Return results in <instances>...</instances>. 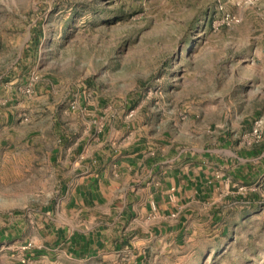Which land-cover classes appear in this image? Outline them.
I'll use <instances>...</instances> for the list:
<instances>
[{"label":"rangeland","instance_id":"rangeland-1","mask_svg":"<svg viewBox=\"0 0 264 264\" xmlns=\"http://www.w3.org/2000/svg\"><path fill=\"white\" fill-rule=\"evenodd\" d=\"M77 96L111 121L123 108L227 136L254 174L237 176L190 264H264V0H0V220L53 188L22 155L38 129L55 143ZM48 102L49 118L28 111Z\"/></svg>","mask_w":264,"mask_h":264},{"label":"crops","instance_id":"crops-1","mask_svg":"<svg viewBox=\"0 0 264 264\" xmlns=\"http://www.w3.org/2000/svg\"><path fill=\"white\" fill-rule=\"evenodd\" d=\"M47 104L28 111L49 118ZM90 104L72 98L60 109L55 143L42 128L36 148L24 150L26 167L50 169L54 186L35 204L26 192L0 220V264L194 262L203 239L220 231L237 176L254 174L249 160L225 135L204 139L178 119L126 117L123 108L111 121L107 107ZM44 149L40 162L35 153Z\"/></svg>","mask_w":264,"mask_h":264},{"label":"built area","instance_id":"built-area-1","mask_svg":"<svg viewBox=\"0 0 264 264\" xmlns=\"http://www.w3.org/2000/svg\"><path fill=\"white\" fill-rule=\"evenodd\" d=\"M233 19H234V18H229V17H226V18H225V20H226L227 23H231V22H233Z\"/></svg>","mask_w":264,"mask_h":264}]
</instances>
